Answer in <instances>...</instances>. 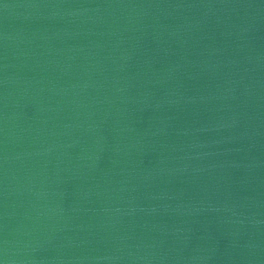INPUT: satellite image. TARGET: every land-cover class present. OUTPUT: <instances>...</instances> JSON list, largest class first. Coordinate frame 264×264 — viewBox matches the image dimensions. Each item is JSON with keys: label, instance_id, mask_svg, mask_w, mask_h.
I'll list each match as a JSON object with an SVG mask.
<instances>
[{"label": "water", "instance_id": "water-1", "mask_svg": "<svg viewBox=\"0 0 264 264\" xmlns=\"http://www.w3.org/2000/svg\"><path fill=\"white\" fill-rule=\"evenodd\" d=\"M0 264H264V0H0Z\"/></svg>", "mask_w": 264, "mask_h": 264}]
</instances>
